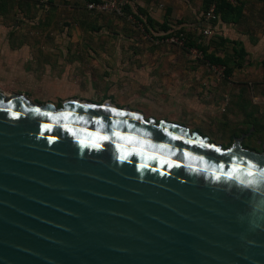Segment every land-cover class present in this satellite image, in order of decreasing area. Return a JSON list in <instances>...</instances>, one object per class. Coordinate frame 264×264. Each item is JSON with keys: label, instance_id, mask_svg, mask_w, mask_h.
<instances>
[{"label": "water", "instance_id": "95a60500", "mask_svg": "<svg viewBox=\"0 0 264 264\" xmlns=\"http://www.w3.org/2000/svg\"><path fill=\"white\" fill-rule=\"evenodd\" d=\"M248 132L223 148L110 101L0 91V264H264Z\"/></svg>", "mask_w": 264, "mask_h": 264}, {"label": "rangeland", "instance_id": "374dc122", "mask_svg": "<svg viewBox=\"0 0 264 264\" xmlns=\"http://www.w3.org/2000/svg\"><path fill=\"white\" fill-rule=\"evenodd\" d=\"M24 1L27 7L21 11L17 5L11 8L6 3L0 8L5 13L2 12L0 24L8 32L3 40H8L10 46L15 48L9 54V70L15 73L0 74V91L3 93L25 95L31 102H49L57 108L69 99L96 104L110 101L117 107L141 113L145 119L183 126L223 148L231 146L233 139L240 138L241 133L246 134L251 127L253 131L243 137L242 146L255 152L264 151V0H243L245 12L240 23L232 26L229 23L218 25L217 22L209 38L202 37L201 27L197 25H192L195 27L193 29L188 24L182 27L176 22L170 23L171 30L167 33L170 36L164 38L166 34L160 31H146L135 17L132 23L128 18L111 13H95L99 15L96 18L99 21L89 23L92 30L80 29L79 35L65 21L56 23L61 30H56L53 24L46 29L36 16L41 10L40 5L33 4L32 7L30 0ZM200 1L191 0L190 10H194L196 16L186 18L188 22L196 21V17L200 19L203 12L209 9L207 4L203 8ZM100 15L128 24L139 31L147 43L153 45L162 43L182 49L176 43L179 40L173 36L180 28L188 37L204 44L213 39L208 50L215 51L227 61L219 66H210L202 56L183 50L189 59L203 64L205 73L212 78L211 96L199 99L198 105L202 108L209 106L207 115L191 114L188 109L154 100L147 101L141 96L112 92L99 74L102 71L97 64L101 62L102 54L92 48L102 46L104 42L103 30L98 25L103 20ZM230 17L224 15L221 21L225 22ZM226 66L231 68L229 73H225Z\"/></svg>", "mask_w": 264, "mask_h": 264}, {"label": "crops", "instance_id": "0c3cea01", "mask_svg": "<svg viewBox=\"0 0 264 264\" xmlns=\"http://www.w3.org/2000/svg\"><path fill=\"white\" fill-rule=\"evenodd\" d=\"M13 1L16 0H0V8L6 3L8 7L17 5L19 11L24 10L26 6L24 0H17L19 3L15 4ZM86 2L87 0H30L29 4L30 6L40 5L42 11L37 12L36 16L44 23L42 25L44 28L47 29L53 24L56 30L57 28L61 30L56 23L65 21L69 23L67 26L69 25V28L77 31L79 35L80 29L90 30L89 23L99 21L96 19L99 15L86 10ZM200 2L203 5L204 0ZM180 4L182 8H179ZM190 4L191 0H129L128 6L132 15H139V18L143 20H151L153 28H156L151 31L155 32L160 31L158 29L160 24L165 23L170 28L171 22H176L182 27L187 24L191 27L194 25L198 28L202 27L203 14L200 19L196 17L197 20L194 22L187 21L186 18L196 16L194 10H190ZM2 12L4 13L3 9L0 10V19H3ZM244 12L245 3L243 2L241 16L236 22L231 21L232 18H228L225 22L218 19L217 24L229 23L236 26L240 23ZM100 17L103 20L98 25H101L103 30L104 42L102 46H92V48L95 52L102 54L101 62L97 64L102 71L99 74L112 92L141 96L147 101L154 100L180 109H188L191 114L207 115L209 106L198 107L199 99H208L211 96L213 83L212 78L205 73L203 64L189 59L183 49H178L176 46L147 43L139 31L120 20L104 15ZM6 30L0 24V74L2 76L15 73L9 70V67L11 68L9 54L15 48L10 46L8 40H3L8 34ZM207 52L219 57L215 51Z\"/></svg>", "mask_w": 264, "mask_h": 264}, {"label": "trees", "instance_id": "16d2710c", "mask_svg": "<svg viewBox=\"0 0 264 264\" xmlns=\"http://www.w3.org/2000/svg\"><path fill=\"white\" fill-rule=\"evenodd\" d=\"M98 2L99 0H94ZM232 1V2H231ZM207 4L210 8L212 5L214 6V13L218 16V19L223 18L224 15H230V19L233 22H236L237 19L241 16L242 8H243V2L241 0H204L203 8ZM206 10V8H205ZM127 13H131L129 6L126 8ZM207 12V11H206ZM206 12H203L205 14ZM134 16V15H133ZM140 23H142L145 26L146 31L153 30V24L151 20L139 18L138 16H134ZM217 23V20H214L210 23V27L213 29ZM202 24H203V16H202ZM158 29L163 33L166 34L164 38H168L170 34H167L170 30V28L167 26V24H160L158 25ZM177 38H179L182 41V49L187 51L189 49H195L198 52L201 53L202 58L206 61V63L210 66H219L227 61H225L223 58H220L216 56L214 53H208V49L210 47V44L213 42V39H210L208 44H204L203 42H199L197 39H191L188 37L183 29H179L175 34L173 35ZM163 37V36H161ZM225 73H229L231 71V68L224 69Z\"/></svg>", "mask_w": 264, "mask_h": 264}, {"label": "built area", "instance_id": "2783aa9c", "mask_svg": "<svg viewBox=\"0 0 264 264\" xmlns=\"http://www.w3.org/2000/svg\"><path fill=\"white\" fill-rule=\"evenodd\" d=\"M232 2V1H231ZM128 6V0H99L98 2L94 0H88L86 4V9L90 12L100 13V14H114L120 18H128L132 23H134V16L126 12ZM214 20H218V16L214 13V6L212 5L205 14H203V25L201 27V35L203 38H209L212 35V28L210 23ZM140 26H142L140 24ZM177 38V37H176ZM176 43L183 46L182 41L177 38ZM200 42V41H199ZM190 53L195 54V56H202L200 52L195 49L187 50Z\"/></svg>", "mask_w": 264, "mask_h": 264}, {"label": "flooded vegetation", "instance_id": "af4514ba", "mask_svg": "<svg viewBox=\"0 0 264 264\" xmlns=\"http://www.w3.org/2000/svg\"><path fill=\"white\" fill-rule=\"evenodd\" d=\"M248 149V148H247ZM250 150H252V149H250ZM262 152V151H261ZM264 152V151H263Z\"/></svg>", "mask_w": 264, "mask_h": 264}]
</instances>
